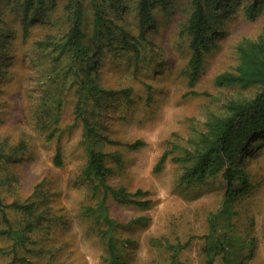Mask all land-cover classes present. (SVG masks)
Masks as SVG:
<instances>
[{
	"label": "rangeland",
	"instance_id": "obj_1",
	"mask_svg": "<svg viewBox=\"0 0 264 264\" xmlns=\"http://www.w3.org/2000/svg\"><path fill=\"white\" fill-rule=\"evenodd\" d=\"M18 1L0 0V231H8L0 232V264H224L225 256L230 264H264V131L239 155L236 167L250 186L230 202H224L226 182L220 174L184 184L179 180L183 163L174 159L194 148L211 112L223 114L226 102L258 90L217 86L214 79L236 67L243 38L264 36V0H222L215 11L217 44L204 54L192 81L191 51L181 29L191 0L156 4L155 27L147 26L146 37L139 39L152 44L138 57L123 51L119 41L124 31L130 41L139 33L133 14L137 0H123L112 44L104 43L96 57L94 81L104 89H127L128 95L110 96L103 117L96 116L104 123L96 138L85 136L76 115V63L67 64L66 50L40 45L67 31L66 0L48 2L30 19L26 34ZM84 2L86 39L92 41V8ZM252 4L261 5L254 15ZM108 11L113 18L114 10ZM87 106L94 107L90 96ZM137 140L140 146H129ZM88 145L107 155L105 183L149 204L120 202L109 191L95 190L98 180L83 174ZM137 189L142 193L133 195ZM15 201L30 204V211L10 206ZM99 203L119 223L112 230L115 259L107 248L106 222L87 210ZM215 236L226 246H215Z\"/></svg>",
	"mask_w": 264,
	"mask_h": 264
},
{
	"label": "trees",
	"instance_id": "obj_2",
	"mask_svg": "<svg viewBox=\"0 0 264 264\" xmlns=\"http://www.w3.org/2000/svg\"><path fill=\"white\" fill-rule=\"evenodd\" d=\"M17 1V0H16ZM23 6V31H28V24L34 15L48 8L47 3L54 0H19ZM18 1V2H19ZM170 0H137L133 6V14L139 23L138 37H132V41L127 39L126 32L119 41L122 43V50L133 51L138 57L141 54L145 44L151 46L152 41L140 43L139 39L146 37L145 28L147 26L155 27L156 19L152 13L156 4L166 7ZM91 5V23L93 40L86 39L87 32L84 27L88 21L87 5L84 0H66L64 10L68 22L67 31L56 40H49L48 43H40L42 46H49L61 51H67L69 56L67 64L76 63L72 67L73 81L76 83V92L78 94L76 102V115L83 122V132L86 137H100L99 131L103 128L101 118L107 107V101L110 96L123 94L128 95L127 89L118 91L104 89L94 81L98 63L96 57L102 55L104 43L108 46L112 44V35L119 28L116 22L117 16L124 10L123 0H89ZM226 4V3H225ZM222 0H191V11L187 19L183 22L182 31L188 37V48L190 57L188 59V72L191 81L200 73L204 54L216 45L214 31L217 30L215 13L216 8L223 6ZM255 4L249 6L250 14L254 15L260 10L261 5L254 8ZM108 7L114 10L115 15L107 16ZM2 17L0 15V34ZM121 26V25H120ZM145 36V37H144ZM107 40V41H106ZM143 41V40H142ZM90 42V43H88ZM238 64L233 70L219 73L215 76L214 82L217 86H239L241 88L256 87L258 90L253 96H239L225 103L223 114L211 112L205 122L206 130L201 132L195 142L192 150L186 149L184 155L175 157L178 162L183 163V171L180 175V182L184 184H198L207 179L220 174L226 182V191L224 193V202H230L237 195L248 190L250 183L247 174L236 167L239 155L243 152L246 143L255 136V134L264 131V36L259 35L255 39L243 38L237 45ZM55 71L56 69L53 68ZM81 71L85 75H81ZM87 76V77H86ZM94 102V107L89 109L87 106L88 97ZM44 113L48 108L43 109ZM96 116H100L98 119ZM141 141L137 140L130 143L129 146L137 148ZM21 149L24 143L21 142ZM87 163L85 167L86 176L91 177L92 181L98 180L93 184L95 190L102 189L104 193L111 192L115 200L120 202H136L140 205H148V199L134 201L131 194L121 187L111 186L104 181V177L109 171L105 164L106 153L93 150L87 146ZM15 153V152H14ZM166 158L163 153L159 158L156 167L159 168ZM56 164H61L60 153L56 154L54 159ZM238 183H235L237 182ZM237 185V186H236ZM236 187V188H235ZM142 191L137 189L133 195H139ZM102 202V201H100ZM10 206L25 211H30L31 205L28 203L12 202ZM3 208L2 198L0 196V211ZM88 211L97 212L102 217L108 228L104 231L106 236L107 248L113 259L115 256L116 237L112 230L119 223L113 219L106 207L99 203L97 207H87ZM5 218V217H4ZM213 218L210 222L213 223ZM5 233L8 231H0ZM214 232L211 225L210 234ZM11 236L17 238L18 235L10 231ZM217 240L215 246L221 244V248L226 246L225 239L221 236H215ZM12 264V263H8ZM224 264H230L228 257L225 256Z\"/></svg>",
	"mask_w": 264,
	"mask_h": 264
}]
</instances>
